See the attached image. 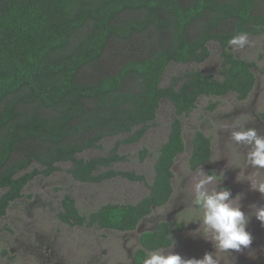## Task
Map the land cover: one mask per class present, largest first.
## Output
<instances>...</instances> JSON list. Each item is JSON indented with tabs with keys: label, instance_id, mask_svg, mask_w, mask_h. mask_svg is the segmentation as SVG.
I'll return each instance as SVG.
<instances>
[{
	"label": "trees",
	"instance_id": "1",
	"mask_svg": "<svg viewBox=\"0 0 264 264\" xmlns=\"http://www.w3.org/2000/svg\"><path fill=\"white\" fill-rule=\"evenodd\" d=\"M195 24L199 31L191 37ZM145 32L157 40L149 55L125 61L112 74L78 76L101 61L110 41H128ZM240 34H264V0H0V218L33 177L52 174L60 162L71 163L68 171L79 182L115 176L144 180L142 174L112 165L124 159L119 146L139 141L155 120L160 100L167 98L176 116L158 150L148 194L135 204L106 203L87 214L66 194L58 214L70 225L134 230L173 193L172 166L185 146L179 117L196 108L201 94L233 91L244 100L253 88L255 62L237 58L227 48ZM210 40L222 48L221 79L192 70L179 87V77L168 86L160 84L169 63L205 61ZM120 134L126 136L108 154L78 157L104 137ZM210 152L211 139L196 131L190 168L209 161ZM147 153L141 149L140 159ZM171 232L163 221L141 233L135 260L143 263L146 250L167 247Z\"/></svg>",
	"mask_w": 264,
	"mask_h": 264
},
{
	"label": "rangeland",
	"instance_id": "2",
	"mask_svg": "<svg viewBox=\"0 0 264 264\" xmlns=\"http://www.w3.org/2000/svg\"><path fill=\"white\" fill-rule=\"evenodd\" d=\"M262 8L263 6L260 5L257 10H262ZM198 31L199 25L195 24L189 30V35L195 37ZM147 33L134 35L128 41H110L101 61L94 67L82 70L78 76L85 79L96 77L98 74H112L125 61L149 55L157 40L156 37L148 36ZM247 37L248 42L242 47L231 43L229 49L236 57L255 62L256 67L252 69L258 84L255 93L250 94L243 101L238 100L235 94L222 97L201 95L195 110L187 116H182L181 121L185 145L191 144L196 130H201L211 139L213 156L209 166L201 169L206 174L223 176L221 184L217 188L226 187L231 190L233 196L240 195L242 210L249 214L251 220L255 218L254 208L264 207V196L252 190L250 184L264 183V173L250 170L248 161L244 160V153L238 151L239 147H242L240 144L239 147L233 143L226 145L224 142H221L220 145L224 134L219 135L217 132L218 127L223 131L230 132L237 124L243 125L253 121L252 114L264 120V34L247 35ZM207 45L210 55L205 61L184 64L169 63L160 84L168 86L174 77H179L176 84V87H179L184 80V75L192 70H199L214 79H221L223 77L221 73L222 48L216 40H210ZM134 86L133 82H127V87L134 88ZM213 102H216V106L211 110L208 106ZM175 116L171 102L163 99L155 120L148 122L149 127L142 138L131 144H122L119 148V154L124 156V159L115 161L112 168L120 171H134L137 174H142L145 177L144 180L131 181L122 176H115L105 178L100 182L82 183L74 180L69 173L70 162L58 163L59 169L50 175L37 174L32 178L22 189V196L13 201L6 214L0 218V227L2 228L0 230V264L6 261L5 256L1 253L3 249L14 250L15 257L11 260L12 264H42L37 260L40 250L38 245L44 247L41 241L46 242L45 244L48 241L57 254V258L62 259V264H119L120 261L127 262L126 250L132 252L138 246L136 236L127 237L123 232L111 229L65 223L58 219L61 200L64 195L68 194L74 199L81 214L95 211L106 203L135 204L141 200L149 192L158 150L166 142L170 124ZM258 131L264 132L261 129ZM125 136L126 134L104 137L99 141L97 147L85 149L77 155L84 159L104 156L108 154L115 142ZM222 146L224 149L227 147L231 154V158L224 165L220 155ZM144 148L148 153L141 160L139 152ZM189 156V151H183L176 156L172 167L174 191L181 195L185 191L178 185L181 184V181L186 184L193 178V172L188 166ZM37 166L41 168V166ZM31 168L29 167V169ZM2 191L0 190V194ZM180 199H184L183 196ZM153 210H156L155 213H157L161 209L154 207ZM199 215L198 209L190 203L187 206L184 205V208L175 217H172L170 213L167 214L165 219L172 229L170 237L175 242L174 247L169 251L178 253L184 258L197 259L202 258L206 252L215 251L211 242L204 240L198 234H203V226L198 228V222L187 224L189 219L195 220ZM257 223L260 221L257 220L255 224ZM180 224H183L181 229L178 228ZM262 227L264 228V224ZM32 242L35 243L36 250L30 249L33 246ZM150 253L148 252V255ZM225 254L216 253L217 257L222 260L221 264H229L230 258L228 259ZM93 255H97L98 261L88 262L87 259Z\"/></svg>",
	"mask_w": 264,
	"mask_h": 264
},
{
	"label": "clouds",
	"instance_id": "3",
	"mask_svg": "<svg viewBox=\"0 0 264 264\" xmlns=\"http://www.w3.org/2000/svg\"><path fill=\"white\" fill-rule=\"evenodd\" d=\"M247 42V34H240L232 40L234 45L241 47ZM246 125L247 123L235 125L230 130V137L236 143L249 148L247 153L249 166L264 168V135L256 128ZM194 175L197 179L192 185L190 204L198 209L200 215L195 220L189 219L187 224L198 222V228L203 226V234H198L204 240L211 242L215 251L206 252L199 259L184 258L178 253L169 251L175 244L169 236L170 244L166 248L152 251L144 264H221L217 252L226 253L229 259L232 253H243L251 248L253 236L247 230L250 216L242 210L241 196H233L231 190L226 187L217 188L223 176L206 174L201 167ZM213 184L214 187H209ZM250 187L264 196V183L250 184ZM253 215L264 224V207L257 208ZM229 264H232L231 260Z\"/></svg>",
	"mask_w": 264,
	"mask_h": 264
},
{
	"label": "flooded vegetation",
	"instance_id": "4",
	"mask_svg": "<svg viewBox=\"0 0 264 264\" xmlns=\"http://www.w3.org/2000/svg\"><path fill=\"white\" fill-rule=\"evenodd\" d=\"M249 35V34H247ZM209 42V41H208ZM207 42V43H208ZM232 43V41H231ZM231 43L228 45V51L232 53V51H230L229 47L231 46ZM220 45V44H219ZM221 47V46H220ZM222 54V53H221ZM233 54V53H232ZM234 55V54H233ZM235 56V55H234ZM236 57V56H235ZM238 58V57H237ZM253 71V70H252ZM202 73V72H201ZM203 74V73H202ZM205 75V74H204ZM213 78V77H212ZM184 79V78H183ZM256 79L257 77L255 76V82H254V85H253V88L251 89L250 94H254L255 91L257 90L258 88V84L256 83ZM162 80V78H161ZM185 80V79H184ZM183 80V82H184ZM182 82V83H183ZM228 94H235L233 91H229L227 92L226 94L224 95H220V96H210V97H222V96H225V95H228ZM201 95H204V94H201ZM199 95V96H201ZM248 95V96H249ZM198 96V98H199ZM206 96V95H204ZM209 97V96H208ZM248 98V97H247ZM246 98V99H247ZM163 99H166L168 100L167 98H162L160 100V102L163 100ZM244 99V100H246ZM169 101V100H168ZM243 101V100H241ZM197 102H198V99L196 100V107H197ZM160 106V104H159ZM174 107V106H173ZM159 109V107H158ZM195 110V109H194ZM193 110V111H194ZM191 111V112H193ZM158 112V111H157ZM174 112H175V109H174ZM254 116V120L251 121V122H246L247 123V127L248 126H253L254 128H256L257 130L261 129L264 131V120L260 119V118H257V116L255 114H252ZM157 116V114H156ZM182 116H185V115H181L179 118L181 120V117ZM182 122V121H181ZM196 131H201V130H196ZM195 131V132H196ZM202 132V131H201ZM217 132L219 133V135L221 133L224 134L222 140L220 141V145H221V142H224L226 145H228L229 143H233L235 146H238L239 144L236 143L235 141H233L230 137V132L229 131H223L220 127L217 128ZM260 132V131H258ZM261 133V132H260ZM195 134V133H194ZM262 135H264V132L261 133ZM182 135H183V131H182ZM194 136V135H193ZM184 138V137H183ZM137 142V141H136ZM122 144H125V143H122ZM121 144V145H122ZM120 145V146H121ZM242 147H239L238 151H241L244 153V160L248 161L247 160V153L249 151V148L247 146L244 147V145L240 144ZM119 146V148H120ZM244 147V149H242ZM192 148H193V138H192V142L191 144L189 145H185L184 146V150L183 151H189V155L191 156L192 154ZM119 151V149H118ZM182 151V152H183ZM181 152V153H182ZM180 154V153H179ZM178 154V155H179ZM220 155L221 157L223 158V160L221 161L222 164L224 165V163L229 159L231 158L230 157V151L228 150V148L226 147L224 149V147L222 146V149L220 151ZM189 156V158H190ZM213 156V149H212V143H211V152H210V160ZM209 161H205L203 163H201L198 167H196L195 169H191L190 168V165H189V159H188V166H189V169L190 171L193 172V178H191L190 180H188L185 183H181L179 185V187L183 188V190L185 191V193L183 195L176 193L174 191V187H173V193L171 195V197L169 198V200L167 202H165L164 204L160 205V206H153L154 207H158L159 209H161L159 212L155 213V211L153 210L152 208V211L150 214H148L147 216L143 217L138 225L136 226V228L134 230H129V231H119V230H115V231H118V232H123L125 235H127V237H135L136 236V241L138 243V246L135 248V250H133L132 252H130L128 249L126 250L127 253H126V258H127V262H119V264H144L143 263H138L135 258H134V253L135 251L137 250V248L140 246V242H139V236L141 233L145 232V231H149V230H153L156 228V226L160 223V222H163V221H166L168 222L165 217L167 216V214H171L172 217H175L177 213H179L180 210H182L184 208V205L187 206L189 205L190 203V200H191V193H192V185L194 184L195 180L197 179V177L194 175L196 170L199 168V167H208L209 166ZM173 167V166H172ZM220 167V165H219ZM250 170L252 171H262V173H264V168H258V167H251L249 166ZM250 172V171H248ZM72 176V175H71ZM34 178V177H33ZM73 178V177H72ZM132 181V180H131ZM141 181V180H140ZM82 183H88V182H82ZM28 184V183H27ZM172 184H173V178H172ZM209 187H213L212 185H210ZM181 196H183L184 199H180ZM64 198V197H63ZM62 198V200H63ZM16 200V199H15ZM14 200V201H15ZM62 200H61V205H60V208L62 209L63 208V204H62ZM181 201H183V203H181ZM185 203V204H184ZM60 209V210H61ZM255 210L257 208H254ZM59 210V212H60ZM169 210V212L167 213V211ZM58 212V214H59ZM152 213H154L155 215H151ZM59 219V218H58ZM257 221L256 218H253L249 221V224L247 226V230L252 234L253 236V242H252V245H251V248L249 250H245L243 253H232V256H230V260L232 261V264H264V228L262 227L263 224L260 222V223H257L255 224V222ZM91 227H96V226H91ZM111 230H114V229H111ZM125 239V238H124ZM42 245H44V247H41L40 245H38L39 247V253H38V257H37V260L42 263V264H62V259L60 258H57V254L53 251V249L51 248V246L49 245L48 241H47V244H45L46 242L44 241H41ZM31 244H33V246H31V250H36V245L34 242H32ZM30 245V244H29ZM166 248V247H165ZM5 249H3L1 251L2 255L5 256L6 258V262H10L12 264V259H14L15 257V254L13 253V249L11 250H5L6 252H4ZM148 252H152V251H149V250H146V253L147 255L145 256V259L147 258L148 256ZM226 257L227 254H225ZM144 259V261H145ZM88 262H92L93 260L94 261H98V257L97 255H93L92 257L88 258L87 259ZM222 261V260H221ZM2 263V264H4ZM80 264V263H78Z\"/></svg>",
	"mask_w": 264,
	"mask_h": 264
},
{
	"label": "water",
	"instance_id": "5",
	"mask_svg": "<svg viewBox=\"0 0 264 264\" xmlns=\"http://www.w3.org/2000/svg\"><path fill=\"white\" fill-rule=\"evenodd\" d=\"M150 231V230H149Z\"/></svg>",
	"mask_w": 264,
	"mask_h": 264
}]
</instances>
